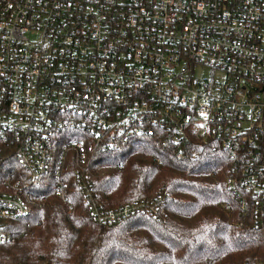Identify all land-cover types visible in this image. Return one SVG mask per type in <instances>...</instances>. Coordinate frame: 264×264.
<instances>
[{"label":"built area","instance_id":"2783aa9c","mask_svg":"<svg viewBox=\"0 0 264 264\" xmlns=\"http://www.w3.org/2000/svg\"><path fill=\"white\" fill-rule=\"evenodd\" d=\"M148 137L222 154L223 209L264 231V0H0V244L65 200L68 154L93 221L142 210L102 207L86 167Z\"/></svg>","mask_w":264,"mask_h":264},{"label":"trees","instance_id":"16d2710c","mask_svg":"<svg viewBox=\"0 0 264 264\" xmlns=\"http://www.w3.org/2000/svg\"><path fill=\"white\" fill-rule=\"evenodd\" d=\"M71 158L62 166L65 200L45 191L9 221L0 264H254L264 256V231L223 209L231 199L219 152L185 147L176 159L168 143L148 137L95 153L87 181L102 207L142 209L112 225L88 215Z\"/></svg>","mask_w":264,"mask_h":264}]
</instances>
